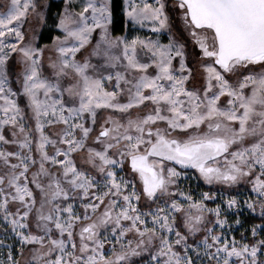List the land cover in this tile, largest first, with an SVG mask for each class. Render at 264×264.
I'll use <instances>...</instances> for the list:
<instances>
[{
	"label": "snow or ice",
	"instance_id": "6c2138e0",
	"mask_svg": "<svg viewBox=\"0 0 264 264\" xmlns=\"http://www.w3.org/2000/svg\"><path fill=\"white\" fill-rule=\"evenodd\" d=\"M44 7L10 0L0 13V218L7 225L0 245L8 249L0 264H20L8 235L20 252L36 246L34 264H134L142 252L147 264H264V237L257 239L264 223L251 228L252 242L229 237L221 204H205L225 194L194 199L178 184L186 169L209 185L248 180L256 199L243 203L252 212L258 205L264 219V0H123L122 35L112 33V0H63L52 20L60 34L37 46L22 28L30 12L46 22ZM173 19L185 39L173 33ZM137 25L151 35L129 38ZM189 42L201 73L192 88ZM14 56L19 72L10 68ZM21 94L35 138L22 122ZM135 108L145 111L133 116ZM98 109L125 119L109 115L97 129ZM50 125L63 127L49 135ZM221 203L239 206L236 196ZM201 225L209 226L192 244L179 230L197 234ZM131 232L139 236L135 245Z\"/></svg>",
	"mask_w": 264,
	"mask_h": 264
},
{
	"label": "rangeland",
	"instance_id": "374dc122",
	"mask_svg": "<svg viewBox=\"0 0 264 264\" xmlns=\"http://www.w3.org/2000/svg\"><path fill=\"white\" fill-rule=\"evenodd\" d=\"M37 3H38V5H44L45 6L43 8V12H44L45 17H46V9H47L48 0H37ZM171 3H170V5H171ZM9 5H10V0H0V13L6 12ZM122 8H123V0H122ZM45 25H46V22L42 23L37 18L35 13L30 12L28 15L27 21L24 23L23 28H22V30L25 33V39L31 40L37 46L50 45L51 41L49 43H40L38 41L39 33ZM171 26H172V31L174 34H176L182 40L185 39V35L182 32V25L180 24V22L178 20L173 19V21L171 22ZM136 28H137V31L129 30V32H128L129 38H131L132 35H136V34H139L141 36L151 35V33L149 31H147L145 29H140L138 25L136 26ZM57 34H60V33L58 32ZM160 39H161V42L167 43V34H162L160 36ZM47 56H48V53L45 52V54H44L45 64H47ZM194 56L198 57L199 51L197 49H195L194 45H192L191 42H189L188 43L187 61H188L189 67H191L193 69V75L186 84V87H189V88H192L193 86L198 85L201 82V73H200L198 64L196 62V59H194ZM10 63L13 64V66L10 67L11 69H13L17 72H19L21 70L22 66L17 63V58L15 56L13 57V61H10ZM253 70L259 71L260 69L257 68V69H253ZM45 71L47 72V69H45ZM17 81H18V77H16V76L11 77V87L13 88L14 91H19V89H20V84ZM105 87L108 88L109 90H113L112 85L108 84L107 82L105 83ZM15 99H16V102L18 103V105L23 110L24 115H25V119H24V121H22L25 124V130L26 131L31 130L33 132V136L35 138V136H36V133L34 131L35 121H34V119L30 118V116H31L30 110L26 107L27 98L21 94V95L16 96ZM223 102H224V99L222 98V103ZM149 107H151V106L149 105ZM144 111H145V109H143V108H135L132 110V115L135 116L137 113L142 114ZM97 113H98L97 114L98 123L96 125L97 129L99 128V124L102 123L104 121V119L109 115L115 116L121 120L125 119L124 117L120 116L119 113L113 112L112 110L98 109ZM62 127H63L62 125H50V126H46L45 131L49 135H51L54 132H58ZM12 131H13V129L9 126H6L4 129V134H5L6 138L9 140L12 139V136H11ZM17 135H18V137L22 138V134L19 133L18 130H17ZM3 147L9 151L14 150V146H12V145H3ZM49 151H51V147H49ZM75 159L77 160V163L79 165V163H80L79 155H77L75 157ZM217 163H219V165L221 167L223 166V160L222 159L218 160ZM0 169H2V165H0ZM125 171H127V166H125ZM184 171L187 172V175L183 176L179 179V181H178L179 187L182 190L190 193L194 197V199H199L200 198L199 193H201V192H216V193H218V195L220 193H224L225 195H224V197H222L223 199H226V198L231 197V196L237 197V199L239 201V206L233 207V208H228L226 204H222L221 203L222 198H217L214 201L206 200L205 204H207V206L210 208L215 207L216 204H221V217L227 219V221H228V223L224 226V229H225L226 234L229 237L235 236V238L237 240H239L241 238V236L243 235V236H246L248 238V242H252V240H251V237H252L251 228L254 225H260L262 223H251V222H246L244 220V218H246L249 215L261 217L258 205H257V211L252 212L243 203L244 200H246V199H252V200L256 199L255 194L252 193L250 190L251 189L250 182L248 180H244V181L237 182L236 184H233V185H225L221 182H213V184L209 185L203 180L202 177H199V173L196 170L186 169ZM181 202L187 204V201H181ZM155 206L156 205H152V207H155ZM16 207H18V205H13L12 208H10V211H14ZM139 207L141 208L142 211L146 210L148 207L143 196L141 197ZM75 211L82 214L83 208H82L80 202L77 203V205L75 207ZM180 215L182 216V213ZM205 217L209 221L215 219L214 215H209L208 213H205ZM178 219H179V217H178ZM237 219H239L240 223H236ZM84 223H86V221H83V220L79 221L76 225L77 230ZM30 225L32 227V231L35 232L36 230L34 227V223H32L31 220H30ZM148 226L149 227L152 226L150 222L148 223ZM207 226H209V225H201L200 232H198L197 234H190L183 227H180L179 230L183 234L188 235L190 237L189 238V244H192L193 241H200L203 239V236L205 234L204 228ZM5 227H7V225L4 223L3 219L0 218V240L4 239V233H3L2 229H4ZM178 227H179V225H178ZM216 231H221V229L219 227H216ZM53 235H57V234L53 233ZM262 237H264V232L259 233V235L257 236V239L262 238ZM127 239L132 240L133 245H135L139 240V236L135 232H131L127 235ZM7 243L9 245H14V247H15L14 257H13L14 260H18L20 262V264H34V262L31 261V257H32V249H33V247H36L35 245H28L23 249V252H20L19 251V248H20L19 243L11 235H8ZM126 243H127V240H125V244ZM105 247L107 248V245ZM117 250H119V249H117ZM177 250L179 251V249H177ZM7 251H8L7 248L3 247V245H0V261L6 260ZM131 259H132V261H134V264H147L148 253L142 252L140 257H132ZM233 264H238V261L235 260V258L233 259Z\"/></svg>",
	"mask_w": 264,
	"mask_h": 264
},
{
	"label": "trees",
	"instance_id": "16d2710c",
	"mask_svg": "<svg viewBox=\"0 0 264 264\" xmlns=\"http://www.w3.org/2000/svg\"><path fill=\"white\" fill-rule=\"evenodd\" d=\"M172 0H167V3L170 5ZM63 7L62 0H48L47 9H46V25L40 31L38 36V41L40 43H49L51 41V36L56 35L58 31H53L52 20L57 18V12L60 11ZM112 10H113V25L112 33L113 35H121L125 32V21L122 15V0H112ZM173 21V20H172ZM174 24V23H173ZM13 61V57L11 59ZM13 64L10 63V67ZM246 222L251 223H264L262 217L257 216H247L244 218Z\"/></svg>",
	"mask_w": 264,
	"mask_h": 264
}]
</instances>
